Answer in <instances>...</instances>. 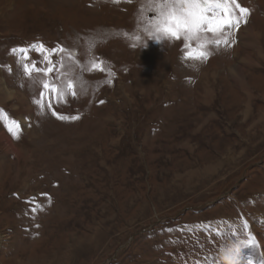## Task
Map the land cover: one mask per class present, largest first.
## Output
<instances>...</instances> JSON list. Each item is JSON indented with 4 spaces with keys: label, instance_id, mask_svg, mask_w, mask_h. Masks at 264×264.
<instances>
[{
    "label": "rangeland",
    "instance_id": "1",
    "mask_svg": "<svg viewBox=\"0 0 264 264\" xmlns=\"http://www.w3.org/2000/svg\"><path fill=\"white\" fill-rule=\"evenodd\" d=\"M236 2L227 44L186 47L160 0H0V264H221L229 238L264 264V0ZM41 45L56 71L25 75Z\"/></svg>",
    "mask_w": 264,
    "mask_h": 264
},
{
    "label": "snow or ice",
    "instance_id": "2",
    "mask_svg": "<svg viewBox=\"0 0 264 264\" xmlns=\"http://www.w3.org/2000/svg\"><path fill=\"white\" fill-rule=\"evenodd\" d=\"M233 7L239 9L240 16L237 17L233 11ZM248 9L241 7L236 0H160L158 4V13L155 18L154 31L156 40L161 36L179 40L183 37L186 47H191L190 42H204L206 34L211 33L217 38L206 41L208 44L220 45L223 38V43L227 44V36L225 29H230L233 26L239 28L241 20L247 16ZM201 48L185 52L186 57H193L198 59H206L208 53ZM13 52L16 49L12 50ZM60 51H63L60 49ZM24 53L25 59H28L27 50L20 49ZM52 55H48V53ZM57 49L45 50L43 45L37 50L39 60H33L31 65L24 64L25 75L31 76L33 72H43L45 75H50L56 71L57 62L52 58ZM38 64H49L47 68L37 67ZM95 67V65H93ZM111 81H109L110 83ZM81 88H83V81H80ZM42 87L48 90L49 93H55L58 101L65 99L67 95L76 97V85L72 79H68L66 84L61 83L59 87L55 84H50L47 80L42 82ZM41 99L34 100L41 107L43 112L44 105L42 98L45 92L40 93ZM49 109H53L51 103L48 104ZM51 114L58 119L64 120L69 117L61 115L56 110H52ZM78 116H72L71 119H78ZM17 128L20 127L17 121L12 122ZM9 131H13L9 129ZM13 136L16 137V132L13 131ZM18 138V137H17ZM251 243V241H247Z\"/></svg>",
    "mask_w": 264,
    "mask_h": 264
},
{
    "label": "clouds",
    "instance_id": "3",
    "mask_svg": "<svg viewBox=\"0 0 264 264\" xmlns=\"http://www.w3.org/2000/svg\"><path fill=\"white\" fill-rule=\"evenodd\" d=\"M240 248L241 242L238 239H226L221 245V264H240Z\"/></svg>",
    "mask_w": 264,
    "mask_h": 264
},
{
    "label": "bare ground",
    "instance_id": "4",
    "mask_svg": "<svg viewBox=\"0 0 264 264\" xmlns=\"http://www.w3.org/2000/svg\"><path fill=\"white\" fill-rule=\"evenodd\" d=\"M246 27H247V26H246ZM246 29H247V28H246ZM238 30H239V29H238ZM237 32H238V31H237ZM237 32H236V33H237ZM243 33H244L243 31H240L239 34H238V33H237V34L241 37V36L243 35ZM250 33H251L252 36H255V34H256L253 30H251ZM257 33H258V32H257ZM251 35H250V36H251ZM256 36H257V35H256ZM256 36H255V37H256ZM233 37H235V36H233ZM255 40H257V38H255ZM260 54H261V52H260ZM143 69H144V68H143ZM236 73H237V72H236ZM236 73H234V75H235ZM238 73H239V72H238ZM235 76H236V75H235ZM12 93H13V92H12ZM10 95H12V94H10ZM14 95H15V94H14ZM8 97H9V96H8ZM51 100H52V99H51ZM61 142L63 143V141H61ZM8 144H9V146L11 145L10 142H8ZM59 144H60V143H59ZM49 146H50V144H49ZM58 146H59V145H58ZM58 146H57V148H56V146H55L54 148H56V149H61L62 146L59 147V148H58ZM63 146H64V145H63ZM11 147H12V146H11ZM51 147H52V146H51ZM13 149H14V148H13ZM52 149H53V148H52ZM52 149H51V150H52ZM63 150H64V149H63ZM51 152H52V151H51ZM55 152H56V151H55ZM48 153H49V152H48ZM56 154H57V152H56ZM60 154H61V153H60ZM48 155H49V154H48ZM49 156H50V155H49ZM49 156H48V157H49ZM52 156H53V155H52ZM57 156H58V155H57ZM60 157H61V156H60ZM60 157H59V159H60ZM62 157H63V156H62ZM57 158H58V157H57ZM51 159H52V158H51ZM46 160H47V159H46ZM49 160H50V159H49ZM49 160H48V161H49ZM52 161H53V160H52ZM57 161H58V160H57ZM61 161H62V160H61ZM49 162H50V161H49ZM50 163H51V162H50ZM58 163H60V162H58ZM54 164H55V163H54ZM45 167H46V166H45ZM48 168H49V167H48ZM54 168H55V166H54ZM52 178H53V177H52Z\"/></svg>",
    "mask_w": 264,
    "mask_h": 264
}]
</instances>
